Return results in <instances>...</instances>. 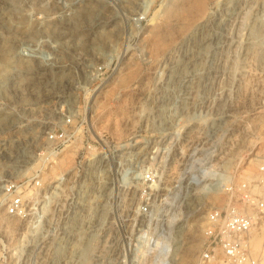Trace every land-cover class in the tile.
I'll list each match as a JSON object with an SVG mask.
<instances>
[{
  "label": "rangeland",
  "instance_id": "obj_1",
  "mask_svg": "<svg viewBox=\"0 0 264 264\" xmlns=\"http://www.w3.org/2000/svg\"><path fill=\"white\" fill-rule=\"evenodd\" d=\"M7 47L32 69L0 81V195L24 180L29 207L0 209V264H196L207 212L237 201L264 154V0H0ZM95 64L109 68L103 82ZM93 93L88 126L111 142L95 151L110 160L49 203L82 143L50 167L45 132L67 107L87 114ZM192 154L218 174L196 184ZM131 162L157 175L146 220L141 180L120 174ZM143 223L167 236L166 260L124 258Z\"/></svg>",
  "mask_w": 264,
  "mask_h": 264
},
{
  "label": "built area",
  "instance_id": "obj_2",
  "mask_svg": "<svg viewBox=\"0 0 264 264\" xmlns=\"http://www.w3.org/2000/svg\"><path fill=\"white\" fill-rule=\"evenodd\" d=\"M143 18H138V21ZM108 69L105 64H95L91 70L93 82L106 80ZM86 117V112H82L80 108L67 107L61 113L59 122L45 132L46 149L42 158L50 167L57 166L59 162L65 160L63 153L67 147L82 143L77 150L73 166L67 172H60L54 185L51 186L50 195L47 197L49 203L54 198L60 197L63 191L61 186L67 180L76 178L81 173L84 174L87 168L99 169V164L96 163L99 160H110L106 153L98 155L95 152L97 143L104 149L111 144L109 140L103 135L93 139L85 136L92 133ZM193 159H195L194 154H192ZM40 171L43 172V169ZM120 174L123 179L136 177L141 180L140 189L144 200L139 211L145 218L143 220H146L152 214L150 199L153 184H156L157 179L154 169L151 167L137 169V166L131 162L129 166L122 168ZM26 186L24 180H6L2 184L0 209L6 205L7 214L26 215L29 207L28 198L24 193ZM204 235L196 264H264V154L257 161L252 179L239 188L237 201L225 208H211L207 212ZM128 237L127 246L124 247L126 260L151 258L159 262L160 250L169 251V247L165 244H161L154 251L147 242L138 239L136 235Z\"/></svg>",
  "mask_w": 264,
  "mask_h": 264
},
{
  "label": "bare ground",
  "instance_id": "obj_3",
  "mask_svg": "<svg viewBox=\"0 0 264 264\" xmlns=\"http://www.w3.org/2000/svg\"><path fill=\"white\" fill-rule=\"evenodd\" d=\"M48 26H49V24H48ZM8 48L9 47H7V49L6 48L3 49L1 54H0V81L5 83L6 79H8L9 75L13 71H17V73H18V75H17L18 79L16 81H20L23 78L26 79L27 78L26 76H28V73H29L27 71L28 70L30 71V69H32V65L23 62V59H21V58H15L13 55L10 54L11 47H10V49H8ZM24 54H26L28 56L39 57V55L37 53H35L33 51H30V50L25 51ZM23 65H24V69H27V70H21ZM95 98H96V93H93L92 96L90 97V100H89L90 103H89V106L87 107L88 110H86L87 111L86 115H88V120H89V117L91 116V111H92V107L94 106ZM88 123H89V126L92 128V126L90 125V124H92V123H90V120H89ZM92 132L97 138L100 137L99 135H101V134H99V132H96L94 129H92ZM197 166H198V170L196 169ZM193 168H195L196 170L194 171ZM192 170H193V172H192V180L196 184L198 182H201L202 180L208 178V177H214L215 175L218 174L216 168L214 167V164H211L209 162L208 163H206V162L203 163L202 159L199 158V157H196L195 159L192 160ZM220 175H222V174H220ZM229 180H230V176L227 175L224 178V182L225 183H224L223 187H225L228 184ZM154 185L155 184H153V186ZM204 186H207V185H204ZM144 226H147V225L144 224V223L141 224V226H140V228H139V230L137 232L136 237L138 239H140V240L142 239L145 242H147V244L150 246V248H152V250H154V251L157 250L158 247L161 244H165L166 246H168L169 247V251H170V243H169L168 238H167L166 235L164 236L163 234H159V235L157 234L158 235L157 237H155L154 235L147 236L148 229L147 228H143ZM140 229L144 231V234L143 233L141 234V230ZM169 251L160 250L159 261L166 260V256H167ZM161 263L163 264L164 262H161Z\"/></svg>",
  "mask_w": 264,
  "mask_h": 264
}]
</instances>
